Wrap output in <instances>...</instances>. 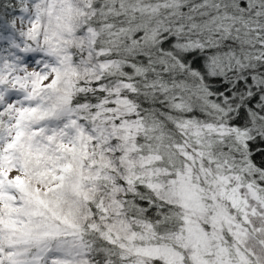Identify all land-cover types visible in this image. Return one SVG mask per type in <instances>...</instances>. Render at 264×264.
Returning a JSON list of instances; mask_svg holds the SVG:
<instances>
[{"label":"snow or ice","instance_id":"6c2138e0","mask_svg":"<svg viewBox=\"0 0 264 264\" xmlns=\"http://www.w3.org/2000/svg\"><path fill=\"white\" fill-rule=\"evenodd\" d=\"M0 264H264V0H0Z\"/></svg>","mask_w":264,"mask_h":264}]
</instances>
